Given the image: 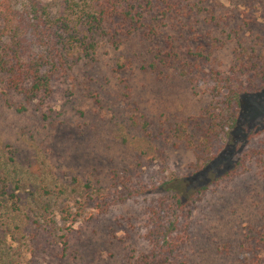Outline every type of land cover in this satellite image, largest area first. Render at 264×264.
<instances>
[{"label":"rangeland","instance_id":"obj_1","mask_svg":"<svg viewBox=\"0 0 264 264\" xmlns=\"http://www.w3.org/2000/svg\"><path fill=\"white\" fill-rule=\"evenodd\" d=\"M42 1L59 16L62 0ZM146 1L131 38L101 40L48 97L0 79V264H137L175 192L185 208L172 264H264V176L250 163L216 181L258 152L248 135L264 133V90L244 96L233 145L221 141L210 166L197 148L220 111L212 73L246 85L238 63L264 58V0Z\"/></svg>","mask_w":264,"mask_h":264},{"label":"trees","instance_id":"obj_2","mask_svg":"<svg viewBox=\"0 0 264 264\" xmlns=\"http://www.w3.org/2000/svg\"><path fill=\"white\" fill-rule=\"evenodd\" d=\"M146 2L148 1L62 0L61 13L55 17L42 0H0L2 83L9 92L31 100L48 97L52 81L69 73L76 62L94 59L101 40L116 45L120 42L116 41L118 36L131 38L144 20L145 10L141 9ZM215 21L217 18L212 13L210 25L214 26V23L219 26L218 21ZM175 57L174 63L177 67L185 70L187 62L180 56ZM260 61L261 66L258 65ZM252 63V68L244 64L243 60L238 63L241 77L250 79L246 85L234 76H224L216 72L211 75L210 96L213 101L219 102L220 111L217 118L206 119L207 125L201 128V140L197 148L205 160V155H209L206 166L216 160V155L212 156L210 153L219 148L221 141L225 146L233 145V135L243 109L244 96L264 90V58ZM145 68L155 71L157 67L152 64ZM245 68L246 73L243 72ZM248 141L258 143V152L255 155L250 153L241 156L231 170L216 179L217 182L234 178L250 163L255 164L256 169L264 176V133L250 132ZM202 189L199 191H204L206 187ZM166 192L172 193L171 189ZM173 194L176 209L165 223L161 222L159 214L154 216L153 221L157 228L148 237L152 250L150 254L143 255L137 264H172L178 253L181 232L180 221L176 215L184 210L185 204L179 193ZM4 204L7 205L8 200Z\"/></svg>","mask_w":264,"mask_h":264}]
</instances>
